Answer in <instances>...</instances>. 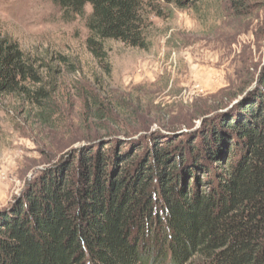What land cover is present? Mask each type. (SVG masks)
I'll list each match as a JSON object with an SVG mask.
<instances>
[{
    "label": "trees",
    "instance_id": "1",
    "mask_svg": "<svg viewBox=\"0 0 264 264\" xmlns=\"http://www.w3.org/2000/svg\"><path fill=\"white\" fill-rule=\"evenodd\" d=\"M49 1L65 22L84 18L87 48L109 74L108 40L148 50L152 17L218 2ZM249 3L228 0L223 9L244 15ZM55 63L78 71L66 55ZM51 69L0 28V109L17 102L39 118L51 110L50 120L58 110ZM256 80L233 110L188 132L146 130L174 118L168 107L135 111L130 94L103 106L85 93L91 132L0 212V264H264V63ZM198 129L204 140L186 158L180 140Z\"/></svg>",
    "mask_w": 264,
    "mask_h": 264
},
{
    "label": "rangeland",
    "instance_id": "2",
    "mask_svg": "<svg viewBox=\"0 0 264 264\" xmlns=\"http://www.w3.org/2000/svg\"><path fill=\"white\" fill-rule=\"evenodd\" d=\"M227 1L176 10L166 21L152 17L148 50L108 40L109 74L87 48L84 18L65 22L49 0H0V28L31 58L50 64L48 81L56 92L49 99L58 109L48 121L51 110L39 118L35 109L28 115L17 102L9 103L7 112L0 109V207L91 132L85 123L87 96L104 106L107 96L127 99L130 94L127 101L135 111L142 105L153 114L160 107L175 113L169 121L151 123L146 129L151 132L191 127L205 111L228 103L256 81L264 63V0H249L244 15L225 11ZM57 54L72 58L78 71L57 65ZM202 129L180 140L178 149L186 158L193 149L198 152Z\"/></svg>",
    "mask_w": 264,
    "mask_h": 264
},
{
    "label": "water",
    "instance_id": "3",
    "mask_svg": "<svg viewBox=\"0 0 264 264\" xmlns=\"http://www.w3.org/2000/svg\"><path fill=\"white\" fill-rule=\"evenodd\" d=\"M257 85V80L254 81L251 85H249L246 89H244L241 93L233 96L232 99H230V101L224 105H220L217 106L215 108H212L209 111H205V113H203L202 117L199 118L198 122L191 126V127H182V128H154L153 130H151V132H188L191 130L196 129L205 119L210 118L214 115L220 114V113H224V112H228L233 110L240 102H242L245 98H247L250 93L254 90L255 86ZM137 137V136H136ZM12 202V201H10ZM9 202V203H10ZM5 204L4 206L0 207V212L3 211L4 209L7 208V206L9 205Z\"/></svg>",
    "mask_w": 264,
    "mask_h": 264
}]
</instances>
